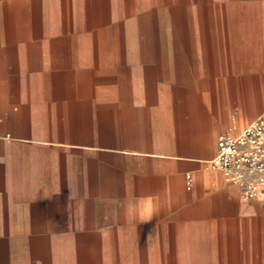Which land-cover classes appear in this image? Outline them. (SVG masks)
Wrapping results in <instances>:
<instances>
[{"label":"crops","instance_id":"obj_1","mask_svg":"<svg viewBox=\"0 0 264 264\" xmlns=\"http://www.w3.org/2000/svg\"><path fill=\"white\" fill-rule=\"evenodd\" d=\"M172 2L0 0V264H264L208 164L264 112L262 12Z\"/></svg>","mask_w":264,"mask_h":264},{"label":"built area","instance_id":"obj_2","mask_svg":"<svg viewBox=\"0 0 264 264\" xmlns=\"http://www.w3.org/2000/svg\"><path fill=\"white\" fill-rule=\"evenodd\" d=\"M208 164L238 188L242 199H264V112L238 133L220 134L216 154ZM191 181V174L186 173L188 188Z\"/></svg>","mask_w":264,"mask_h":264},{"label":"rangeland","instance_id":"obj_3","mask_svg":"<svg viewBox=\"0 0 264 264\" xmlns=\"http://www.w3.org/2000/svg\"><path fill=\"white\" fill-rule=\"evenodd\" d=\"M166 1H168V3H169L167 5H169V6L174 5V2H172L174 0H166ZM178 1H179L178 2L179 5L186 6L188 3L186 1H189V0H178ZM206 1L207 0H198V3L200 6H203V5L205 6ZM170 2H172V4ZM215 6L218 9L221 7V8H227V9L232 8L235 10L239 7H245L246 11L248 13H253L250 15V16H252L251 20L248 19V21H250V22L255 21V15H254L255 12L257 13V15L259 12H262V15L259 14L258 16H262V18H264V0H215ZM257 15H256V17H258ZM250 16H248V18ZM216 23H218V21H216ZM252 120H250V121H252Z\"/></svg>","mask_w":264,"mask_h":264}]
</instances>
